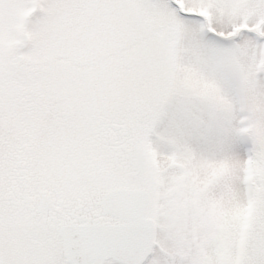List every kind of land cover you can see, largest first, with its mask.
Segmentation results:
<instances>
[{
  "label": "snow or ice",
  "instance_id": "snow-or-ice-1",
  "mask_svg": "<svg viewBox=\"0 0 264 264\" xmlns=\"http://www.w3.org/2000/svg\"><path fill=\"white\" fill-rule=\"evenodd\" d=\"M0 264H264V0H0Z\"/></svg>",
  "mask_w": 264,
  "mask_h": 264
}]
</instances>
